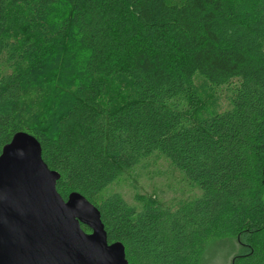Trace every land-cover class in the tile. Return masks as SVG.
<instances>
[{
	"label": "trees",
	"instance_id": "trees-1",
	"mask_svg": "<svg viewBox=\"0 0 264 264\" xmlns=\"http://www.w3.org/2000/svg\"><path fill=\"white\" fill-rule=\"evenodd\" d=\"M19 132L128 264H188L228 214L260 248L224 237L200 264L215 246L264 264V0H0V154ZM153 156L200 195L137 210L108 192Z\"/></svg>",
	"mask_w": 264,
	"mask_h": 264
},
{
	"label": "water",
	"instance_id": "water-1",
	"mask_svg": "<svg viewBox=\"0 0 264 264\" xmlns=\"http://www.w3.org/2000/svg\"><path fill=\"white\" fill-rule=\"evenodd\" d=\"M59 177L33 136L16 133L2 148L0 264H128L124 246L107 242L98 209L78 193L58 194Z\"/></svg>",
	"mask_w": 264,
	"mask_h": 264
},
{
	"label": "rangeland",
	"instance_id": "rangeland-1",
	"mask_svg": "<svg viewBox=\"0 0 264 264\" xmlns=\"http://www.w3.org/2000/svg\"><path fill=\"white\" fill-rule=\"evenodd\" d=\"M232 5L241 11H249L254 5L263 0H230ZM115 82L109 85L111 93H117L122 98V88ZM219 103L221 110L227 108L226 92L218 90ZM108 192H118L123 199L132 207L140 210L150 199L158 202L163 208L174 209L180 201L192 200L200 195V191L180 181L178 174L174 173L168 162L157 156L143 160L133 169L126 171L113 183ZM233 227H236V219L232 214L222 218V221L215 229L209 233L208 237L200 241L197 246L196 258L188 264H200L199 259L203 255L204 247L222 239L231 237L243 245H252L253 252L256 247L260 248V241L246 233L236 235ZM234 231V237L229 233ZM230 235V236H229ZM236 236V238H235ZM206 264H233V259L229 257L225 247H213L205 254ZM248 260V259H246ZM252 260V258H251ZM242 263L245 260H240ZM250 261V259H249Z\"/></svg>",
	"mask_w": 264,
	"mask_h": 264
}]
</instances>
